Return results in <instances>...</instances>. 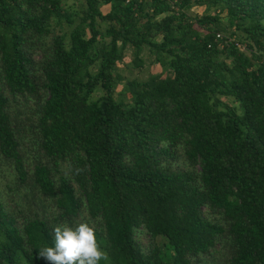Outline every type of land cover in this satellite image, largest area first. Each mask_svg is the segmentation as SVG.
Listing matches in <instances>:
<instances>
[{
  "label": "trees",
  "instance_id": "1",
  "mask_svg": "<svg viewBox=\"0 0 264 264\" xmlns=\"http://www.w3.org/2000/svg\"><path fill=\"white\" fill-rule=\"evenodd\" d=\"M84 1L0 0V264L79 221L110 264H264V0ZM127 47L168 73L117 90Z\"/></svg>",
  "mask_w": 264,
  "mask_h": 264
},
{
  "label": "clouds",
  "instance_id": "2",
  "mask_svg": "<svg viewBox=\"0 0 264 264\" xmlns=\"http://www.w3.org/2000/svg\"><path fill=\"white\" fill-rule=\"evenodd\" d=\"M52 235L53 245L41 246L37 253L47 264H101V261L110 264L88 221L58 223L52 227Z\"/></svg>",
  "mask_w": 264,
  "mask_h": 264
},
{
  "label": "rangeland",
  "instance_id": "3",
  "mask_svg": "<svg viewBox=\"0 0 264 264\" xmlns=\"http://www.w3.org/2000/svg\"><path fill=\"white\" fill-rule=\"evenodd\" d=\"M64 1V4L66 6H68L69 8L71 9H78V7H81V6H84L85 4V1L84 0H63ZM205 4H195V3H192L191 7L188 8V12L190 14H194V13H201L203 12V10H205ZM101 9L102 11H108L109 9V4H101ZM209 11L212 10V7L208 8ZM220 15H222V17L225 16L224 13L220 12ZM108 24V22L106 21H103L101 23V28L104 29L106 28V25ZM70 28V26L66 23H63L62 26H58L57 27V30L63 32V31H66ZM225 29V28H223ZM224 31V30H223ZM230 31V29H228V32ZM225 32V31H224ZM140 57L143 59V64L140 65V66H135L132 64V59L134 56L133 54V49L130 48V47H127L125 49V52H124V56L122 58V60H120L117 65L119 67V69L121 70V73L123 74L122 77H124L116 86V89L119 90L121 89L122 87V83L124 81V79L126 78H138V79H145L146 77H148V75L150 73H157V72H160L162 71V74L163 76L166 75L168 72L166 70H163L161 65L156 62L154 60V55L149 52L147 49H143L141 52H140ZM131 63V64H130ZM0 183L1 185L4 184L5 182V178L3 177V173H2V170L4 172L5 169H6V164L3 162V161H0ZM4 196L6 197V199H17V192L16 194H13L12 197H10V193H6L7 192V189L6 187L4 186ZM22 198L19 199V201L22 202ZM143 240H145V238H143Z\"/></svg>",
  "mask_w": 264,
  "mask_h": 264
},
{
  "label": "built area",
  "instance_id": "4",
  "mask_svg": "<svg viewBox=\"0 0 264 264\" xmlns=\"http://www.w3.org/2000/svg\"><path fill=\"white\" fill-rule=\"evenodd\" d=\"M217 35H220V33H217Z\"/></svg>",
  "mask_w": 264,
  "mask_h": 264
}]
</instances>
